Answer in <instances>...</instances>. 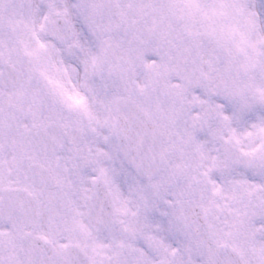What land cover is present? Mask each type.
<instances>
[{
    "label": "snow or ice",
    "instance_id": "obj_1",
    "mask_svg": "<svg viewBox=\"0 0 264 264\" xmlns=\"http://www.w3.org/2000/svg\"><path fill=\"white\" fill-rule=\"evenodd\" d=\"M0 264H264V0H0Z\"/></svg>",
    "mask_w": 264,
    "mask_h": 264
}]
</instances>
